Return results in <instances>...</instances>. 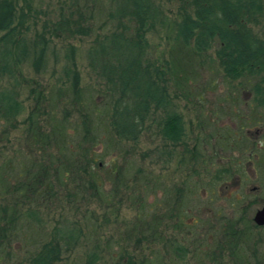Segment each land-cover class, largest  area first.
<instances>
[{
  "label": "rangeland",
  "instance_id": "1",
  "mask_svg": "<svg viewBox=\"0 0 264 264\" xmlns=\"http://www.w3.org/2000/svg\"><path fill=\"white\" fill-rule=\"evenodd\" d=\"M119 1L17 0L18 8L29 16L27 40L49 32L48 26L60 20L61 12L83 13L84 27L89 26L90 32L71 35L72 39L61 34L48 36L51 43L43 67L34 70L28 58L19 68L17 82L14 78L0 80V90L14 91L23 108L14 127L0 121V212L4 207L6 215L17 219L14 237L3 239L0 264H27L50 239L59 240L61 245L56 264H128L133 256L145 264H234L235 260L227 257L213 262L209 246L200 252L196 240L208 234L217 244L223 220L230 218L232 211L238 217L244 206L247 211L242 215L252 220L255 211L264 206V178L259 174L263 169L253 162L242 165L243 178L235 174L224 184L214 182L213 174L229 159L245 161L240 160L242 152L237 148H226L221 142L234 137L240 124L244 125L242 134L248 133L249 140L261 149L252 155L263 156L264 113L260 120L253 118L248 108L252 106L250 92L223 78L214 59L216 46L206 56L193 59L188 58L190 50H181L175 42L174 23L189 0H154L160 15L146 38L149 58L162 66L173 62L186 79V84L174 83L176 92L170 91V96L174 109L183 117L187 148L191 153L197 151L196 157L190 161L191 153L183 147L172 150L169 156L150 121L136 146L119 143L111 136L107 115L94 124L89 136L84 135L80 112L70 103L69 79L63 71L66 53L74 48L82 102L100 106L106 95L104 81L90 66L87 55L94 39L116 29L118 22L111 15L117 12ZM259 33H264L263 20ZM34 90L42 94L39 110L33 108ZM32 108L44 131L49 133L53 128L60 136L56 144L35 146L27 140ZM101 113L104 115V110ZM236 116H245L246 121L240 123ZM178 150L187 158L182 164H178ZM40 167L46 170L45 179L36 195L26 200L24 191L17 188L19 175L33 168L38 174ZM89 182H95L97 188H90ZM178 188L183 190L181 196H177ZM169 212H174L171 217ZM155 218H161L158 229L165 234L162 241L150 239L147 226L156 230ZM138 225L145 237L134 231ZM255 232L262 240L254 248L256 258L264 264V229ZM138 238L141 243L136 242ZM177 239H186L188 251L179 261L167 244Z\"/></svg>",
  "mask_w": 264,
  "mask_h": 264
},
{
  "label": "trees",
  "instance_id": "2",
  "mask_svg": "<svg viewBox=\"0 0 264 264\" xmlns=\"http://www.w3.org/2000/svg\"><path fill=\"white\" fill-rule=\"evenodd\" d=\"M17 5V0H0V80L14 78L17 82V78L21 77L19 68L28 58L32 59L34 70L43 67L46 50L51 43V38L48 36L61 34L63 38L69 36L72 39L71 35H86L90 32L89 26L84 27L83 13L77 10L64 15L65 12H61L60 20L48 26L49 32L46 33V30L44 33L36 34L33 40H27L29 16ZM159 15L160 9L154 0H120L117 12L111 15L118 22L116 29L102 39L98 37L94 39L87 57L90 66L104 81L102 84L106 95L100 104L101 109L97 105L92 107L88 101L82 102L80 76L74 61V48L68 49L63 71L69 79L68 88L72 95L70 103L80 112L85 136H89L94 124H100L107 115L106 124L111 136L119 143L136 146L150 121L154 124L155 136L162 140L163 147L167 148L169 156L172 150L175 152L178 147H183L185 151L190 152L185 142L183 117L178 110L174 109V100L170 96L174 86L186 84V79L173 62L162 66L155 64L149 58L146 35L154 28ZM262 20L264 21V0H189L174 23L175 42L179 44L181 50H190L188 58H202L216 46L214 59L223 78L230 84L238 82V88L241 91L247 88L252 105L248 108L253 114L252 117L257 120H260L264 113V33H259ZM177 88L182 90L180 87ZM59 91L64 90L60 88ZM33 92L36 94V105L33 108L39 110L42 105V99H40L42 94L35 90ZM33 108L27 119V140L35 146L56 144L60 136L53 131V128L49 133L44 131L40 121L35 118ZM22 110V105L14 91L0 90V121L14 127L16 117ZM102 110L104 115L101 113ZM236 118L240 123L246 121L245 116H236ZM252 121L254 122L252 119L249 120L250 123ZM239 126L241 129L235 132L234 137L229 136L227 140H221V142L226 148H237V152L238 150L242 152L240 160L245 161L241 160L242 162L239 163L238 159H229L225 167L213 174L216 184L230 181L235 174H240L243 178L242 165L252 162L263 169L259 174L264 178V153L260 158L258 154L252 155L261 149L257 143L249 140L248 133L242 134L244 125ZM238 144L243 147L239 149ZM41 149L44 150V147ZM177 153L180 158L178 164L187 161L186 155L182 154L181 150ZM247 153L249 154L245 157ZM196 155L197 151L192 152L191 157L189 156L190 161ZM187 167L190 166L187 164ZM33 169L32 172L28 170L19 175L17 188L24 191L26 200L36 195L40 182L46 175V170L42 167L38 174H34ZM89 184H91L90 188H97L95 182H89ZM182 192V188H178L177 196H181ZM232 201L240 203L237 199ZM230 207L235 209L231 203ZM3 208L0 212V247L3 245V239L9 241L14 237L15 217H11L10 213L6 215V210ZM246 211L247 209L243 206L238 217L232 211L230 218L223 220L221 233L219 232L220 240L217 244L214 241L216 239L209 238L208 234L207 237L196 240L198 250L201 252L200 248L209 246L214 257L211 258L213 262H216L217 257L219 260L225 257L232 262L234 259V264H260L254 248L262 240L258 232L254 233V229L263 230L264 227H258L252 220L245 218L242 214H246ZM173 213L169 212L168 216L171 217ZM167 219L169 220L168 217ZM15 220L17 221L16 218ZM154 220L157 221L156 230L150 225L147 226L150 230V239L162 241V236L165 234L158 229L161 218ZM134 231L145 237L140 225ZM170 241L167 244L172 248L173 257L178 261L184 258L188 253L186 239L182 242L177 239L171 245ZM136 242L141 243L142 240L138 238ZM226 250L228 251L225 252ZM200 254L203 258L205 257L204 252ZM60 256V241L50 239L29 258L27 264H56ZM136 260L138 257L133 256L129 258L128 264H145L143 263L145 261L137 262Z\"/></svg>",
  "mask_w": 264,
  "mask_h": 264
},
{
  "label": "water",
  "instance_id": "3",
  "mask_svg": "<svg viewBox=\"0 0 264 264\" xmlns=\"http://www.w3.org/2000/svg\"><path fill=\"white\" fill-rule=\"evenodd\" d=\"M253 223L258 227L264 226V207L255 212L253 216Z\"/></svg>",
  "mask_w": 264,
  "mask_h": 264
},
{
  "label": "flooded vegetation",
  "instance_id": "4",
  "mask_svg": "<svg viewBox=\"0 0 264 264\" xmlns=\"http://www.w3.org/2000/svg\"><path fill=\"white\" fill-rule=\"evenodd\" d=\"M263 207H264V206H263ZM263 207H261V208H263ZM261 208H259V209H261ZM259 209H257V210H259ZM257 210H256V211H257ZM256 211H255V212H256ZM254 214H255V213H254ZM253 216H254V215H253ZM252 222H253V218H252ZM263 227H264V226H263Z\"/></svg>",
  "mask_w": 264,
  "mask_h": 264
}]
</instances>
